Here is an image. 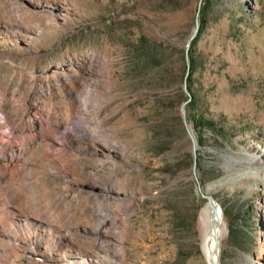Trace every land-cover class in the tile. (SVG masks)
Here are the masks:
<instances>
[{
	"label": "rangeland",
	"instance_id": "rangeland-1",
	"mask_svg": "<svg viewBox=\"0 0 264 264\" xmlns=\"http://www.w3.org/2000/svg\"><path fill=\"white\" fill-rule=\"evenodd\" d=\"M198 1L178 0L171 9L163 0H58L67 16L51 23L48 15L39 14L40 34L0 35V78L22 81L3 83L0 94L9 90L19 97L30 88L51 86L56 89L51 99L34 97L28 103H48L57 113L71 111L84 95L104 139L115 146L104 170L95 175L92 153L84 152L80 172L69 168L74 150L65 152L51 139L42 142L76 189H113L106 217L114 226L104 231L123 249L119 264H210L199 229L206 200L200 201L197 187L225 178L229 157L248 166V159L264 150V0H207L205 26L192 49L195 69L188 90L195 104L185 108L193 134L203 139L196 151L200 185L192 177L191 144L180 117L186 100L177 83L181 63L176 54L169 58L176 84L162 87L140 40L167 39L184 50ZM92 56L97 57L93 66ZM72 63L91 71L73 76ZM37 115L49 118L44 112ZM164 116L167 125L161 126ZM198 116L216 127H196ZM49 129L54 137L62 130L56 122ZM75 137L70 147L92 148V140ZM18 170L24 174L22 166ZM247 182H234L213 195L226 226L221 264H264V183ZM43 195V203L53 205L51 192ZM85 204L84 199L69 213L77 215ZM29 257L20 262L27 264Z\"/></svg>",
	"mask_w": 264,
	"mask_h": 264
},
{
	"label": "bare ground",
	"instance_id": "bare-ground-1",
	"mask_svg": "<svg viewBox=\"0 0 264 264\" xmlns=\"http://www.w3.org/2000/svg\"><path fill=\"white\" fill-rule=\"evenodd\" d=\"M66 11L58 0H0V35L31 38L40 34L39 14H46L51 23H57L67 16ZM96 62V56L89 59L92 66ZM90 68L72 63L69 70L75 76L78 72L91 71ZM19 82L22 81L0 78V87L3 83L10 86ZM54 92L56 89L46 86L30 88L19 97L9 90L0 94V264H25L20 260L28 254L27 264H119L125 256L123 249L112 234L104 231L114 226L106 217V203L114 196L113 189L101 192L76 189L70 176L55 166L57 157L49 151L51 147L47 149L42 142L51 139L65 152L69 148L74 150L69 168L76 167L80 172L84 171L81 160L84 152L92 153L96 157L91 170L95 175L104 170L115 146L104 139L102 124L84 95L83 100L80 98L82 101L76 100L71 111L53 112L50 104L44 102L30 107L31 98L51 99ZM38 112H44L49 118H37ZM32 122L38 125V130L31 128ZM55 122L62 129L56 137L51 136L49 129ZM75 135L92 140V148L70 147L77 142H70ZM248 160L250 163L246 166L229 157L225 178L197 187L200 201L203 195L213 198L206 202L199 218L201 245L210 264H221L220 245L226 233L221 205L213 195L238 181L264 183V150ZM20 166L24 174L18 172ZM48 190L53 196V205H46L41 199ZM84 199L87 204L77 215L69 213ZM41 238L46 241L41 243Z\"/></svg>",
	"mask_w": 264,
	"mask_h": 264
},
{
	"label": "trees",
	"instance_id": "trees-1",
	"mask_svg": "<svg viewBox=\"0 0 264 264\" xmlns=\"http://www.w3.org/2000/svg\"><path fill=\"white\" fill-rule=\"evenodd\" d=\"M168 4V6L171 9H175L178 6V0H163ZM202 7L200 8V29L199 33L197 35V38L201 34V32L204 29L205 26V16L208 11L207 6V0H203ZM197 38L194 39L191 43L190 49H189V57H190V74L187 79L188 87L191 83V75L195 69V61L193 57V46L195 45ZM141 45V51L145 53L147 58L151 61L154 67L158 68L160 75V83L162 84V87L169 88L176 84L175 80H172V70H171V62H169V58L176 54L177 59L181 63V69L177 75V83L182 84L186 67H185V60H184V50H181L176 46V43H173L167 39L158 41H148L144 38H141L140 40ZM184 93V92H183ZM166 100L170 101L169 95L165 97ZM179 102L183 101L182 95L177 98ZM190 106H193L195 104V97L192 96L191 102L189 103ZM178 123H180V118L177 119ZM167 125V118L164 116L161 121V126ZM195 126L199 128H208V129H214L216 127L215 123L212 120H206L202 116H198L195 121ZM167 140H170L171 133L168 131V128H166V131L164 132ZM198 145H201L203 143L202 138L197 139Z\"/></svg>",
	"mask_w": 264,
	"mask_h": 264
},
{
	"label": "water",
	"instance_id": "water-1",
	"mask_svg": "<svg viewBox=\"0 0 264 264\" xmlns=\"http://www.w3.org/2000/svg\"><path fill=\"white\" fill-rule=\"evenodd\" d=\"M203 3V0H199L198 1V7H197V12H196V16H195V23H194V27L190 33V35L187 38L185 47H184V60H185V67H186V71H185V75H184V79H183V83H182V91L184 92L185 96H186V100L182 102L181 107H180V117H181V122L182 125L184 127L185 133H186V138L189 140L191 146H190V152L192 154V177L193 179L196 181L197 185L199 184L197 177H196V167H197V147H198V142L197 139L195 137V135L192 132V129L190 127V125L187 122L186 119V105L188 103L191 102L192 99V95L190 93V91L188 90V83H187V79L188 76L190 74V57H189V49L191 46L192 41L197 37L198 33H199V29H200V8L201 5ZM206 202H210L212 201V197L211 196H202Z\"/></svg>",
	"mask_w": 264,
	"mask_h": 264
}]
</instances>
